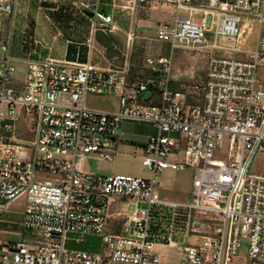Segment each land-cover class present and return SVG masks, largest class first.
Masks as SVG:
<instances>
[{"label":"built area","instance_id":"obj_1","mask_svg":"<svg viewBox=\"0 0 264 264\" xmlns=\"http://www.w3.org/2000/svg\"><path fill=\"white\" fill-rule=\"evenodd\" d=\"M16 1L0 0V213L21 196L25 209L20 239L0 240V264H233L243 238L250 241L246 264H264V164L260 174L250 172L256 156L264 157V0H166L177 13L157 34L172 50L245 56H209L205 78L179 90L172 88V55L149 56L152 75L52 58H25L22 71L6 27ZM209 15L214 44L206 38ZM95 16L112 22L97 9ZM249 18L260 27L255 49L217 43L221 36L234 43L239 22ZM89 93L115 94L120 109L89 107ZM126 121L156 129L140 156L153 177L84 170L88 153L112 160ZM20 124L31 139L21 137ZM166 168L193 169V202L161 199L158 178ZM166 207L207 218L205 230L192 229L202 240L185 246L177 262L156 247L178 246L172 234L157 231L155 214ZM88 236L101 237L99 251L67 246Z\"/></svg>","mask_w":264,"mask_h":264},{"label":"crops","instance_id":"obj_2","mask_svg":"<svg viewBox=\"0 0 264 264\" xmlns=\"http://www.w3.org/2000/svg\"><path fill=\"white\" fill-rule=\"evenodd\" d=\"M86 1L17 0L6 27L11 31L10 54L22 59L17 63L19 67L28 66L25 58L33 63L52 58L70 65L89 62L102 68L128 67L131 70L135 64L150 69L146 63L149 56L170 57L167 52L172 44L160 40L157 32L160 24L176 16L172 3L166 0H90L97 3L95 9H90L83 6ZM96 9L112 16V22L97 18ZM182 11L186 10H180V14ZM172 77L174 86V74ZM131 123L124 122L119 135L124 133L125 124ZM139 123L148 127L147 139L156 132L153 125ZM87 156L82 158V168L91 172L86 167ZM24 200L21 196L11 204Z\"/></svg>","mask_w":264,"mask_h":264},{"label":"rangeland","instance_id":"obj_3","mask_svg":"<svg viewBox=\"0 0 264 264\" xmlns=\"http://www.w3.org/2000/svg\"><path fill=\"white\" fill-rule=\"evenodd\" d=\"M188 16L187 11L181 12ZM200 12L198 15H202ZM212 17L208 16L207 27L210 28L206 32V38L209 44H214L215 27L211 23ZM239 34L231 43L226 37H219L217 43L222 47H231L239 50H253L257 46L259 36V22L256 19H243L238 24ZM169 54L172 55L173 74L176 82L182 85H193L206 75L207 59L209 56H227L232 53L236 56L245 57L242 53L227 52L224 49H212L204 52H192L184 49L168 48ZM264 64V63H263ZM23 71V67L21 66ZM181 85V86H182ZM264 88V87H263ZM87 105L96 110L117 111L120 109L119 98L115 94H95L89 93L87 96ZM23 133L21 137L31 139L30 133L27 132L25 126L20 124ZM148 127L139 122L125 124L124 133L120 134L117 143L114 145V153L112 160H103L99 153H88L85 159L86 167L91 172H99L105 174H130L136 176L153 177V173L143 165L140 156L142 155L141 146L148 139ZM156 133V132H155ZM221 157V155H217ZM264 164L263 155L259 154L250 167V172L260 174ZM95 168V170L93 169ZM93 169V170H92ZM95 172V173H96ZM44 177H51L52 174H43ZM160 184L158 191L163 200L175 202L178 204H189L193 202L192 181L193 169H177L166 168L159 175ZM114 211H117L116 203H114ZM140 206L146 203L139 202ZM155 208V206H154ZM168 207H166L167 209ZM25 209L24 201H17L11 204L8 209L0 213V240L2 242H11L20 239L19 232L23 230L19 222L22 220V212ZM168 208L163 214H155L154 221L159 224L157 231L165 238L172 234L173 239L177 241V247L168 245H157L166 260L177 262L181 259L182 251L185 246L202 240L201 234H196L192 229L198 227L200 230L206 229L207 218L195 211L177 208L171 210ZM124 223L121 221L120 225ZM119 227V226H118ZM250 241L243 238L238 255L234 257L233 264H246L248 256V248ZM67 246L76 249H90L99 251L102 247V239L99 236L86 237L84 242L78 243L69 240ZM12 256V253L9 254ZM128 264V263H117Z\"/></svg>","mask_w":264,"mask_h":264},{"label":"trees","instance_id":"obj_4","mask_svg":"<svg viewBox=\"0 0 264 264\" xmlns=\"http://www.w3.org/2000/svg\"><path fill=\"white\" fill-rule=\"evenodd\" d=\"M133 63H135L134 60H133ZM131 73L133 75H136V74L152 75V74H154V72L151 69H145L144 67L140 68V67H137L135 64L131 67ZM205 76H204V78H205ZM181 85H182L181 83L176 82V84L174 86H172V88L175 89V90H179L182 87ZM116 229L118 230V229H120V227H118Z\"/></svg>","mask_w":264,"mask_h":264},{"label":"water","instance_id":"obj_5","mask_svg":"<svg viewBox=\"0 0 264 264\" xmlns=\"http://www.w3.org/2000/svg\"><path fill=\"white\" fill-rule=\"evenodd\" d=\"M85 11H86L87 13H89V14H92V13H93V11L90 10V9H85ZM150 94H151L150 91L147 92L146 95H145V98H148V97L150 96ZM115 139H116V136H113V137H112V140H115Z\"/></svg>","mask_w":264,"mask_h":264}]
</instances>
